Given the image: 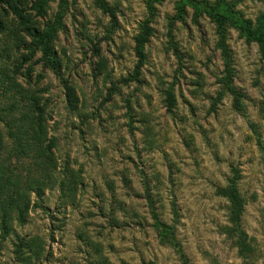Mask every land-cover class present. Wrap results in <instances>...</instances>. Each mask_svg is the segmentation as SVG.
I'll return each instance as SVG.
<instances>
[{"label": "rangeland", "instance_id": "obj_1", "mask_svg": "<svg viewBox=\"0 0 264 264\" xmlns=\"http://www.w3.org/2000/svg\"><path fill=\"white\" fill-rule=\"evenodd\" d=\"M35 1H0V81L27 89L44 120L41 143L18 160L6 156L29 207L7 231L0 221V264H264L258 46L227 26L232 95L221 84L216 26L203 11L186 7L178 19L177 0L151 10L150 0H101L105 8L68 0L49 64L30 29L42 31L57 5L38 17ZM226 1L264 24V0ZM144 24L140 62L135 39ZM230 184L244 203L247 258L225 233L229 203L220 190Z\"/></svg>", "mask_w": 264, "mask_h": 264}, {"label": "trees", "instance_id": "obj_2", "mask_svg": "<svg viewBox=\"0 0 264 264\" xmlns=\"http://www.w3.org/2000/svg\"><path fill=\"white\" fill-rule=\"evenodd\" d=\"M158 1L161 0H150L149 10L152 9L151 3ZM51 2H56L57 5L53 20L48 22L42 31L30 29L35 45L40 49L43 58L49 64L53 63L50 45L63 27L62 22L67 10L68 0H36L31 7L38 17H43ZM98 2L105 8L101 0H98ZM186 7H190L195 12L203 11L216 26L217 48L220 51L224 66V77L221 80L222 88L224 91L235 95L231 84L233 69L225 43L226 28L228 25L234 27L240 36L249 43H255L260 52L264 54V24L243 19L233 9L232 3L226 0H215L212 4L207 0H177L176 12L178 19L185 13ZM149 35L150 28L147 24H144L135 39V52L140 62L143 59L144 45L148 41ZM0 93H2V97L0 95V221L1 225H6L7 231L8 223L14 215H18L17 219L20 222L25 221L29 198L28 195L20 192L18 182L14 181L17 178L14 177L13 173H7L6 156L10 161L18 160L25 153H29L32 147L41 143L44 120L40 117L42 109L39 106V101L29 95L27 89L15 82L0 81ZM1 152L4 155H1ZM40 157L48 158L46 154H40ZM24 185L27 189V186L33 184L30 181H25ZM36 185L32 188L34 192L40 191L41 188L38 182ZM220 193L229 203L228 226L225 228V233L235 238V247L238 249L239 255L242 258H247L252 253V249L246 235L239 229L244 205L243 200L235 184H230L221 189ZM158 227L162 229L161 237L165 238L167 227L161 224H158Z\"/></svg>", "mask_w": 264, "mask_h": 264}]
</instances>
